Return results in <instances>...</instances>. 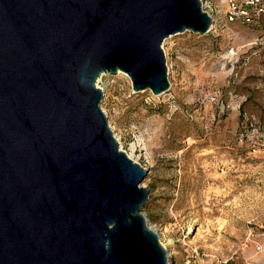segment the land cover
<instances>
[{
	"label": "water",
	"instance_id": "water-1",
	"mask_svg": "<svg viewBox=\"0 0 264 264\" xmlns=\"http://www.w3.org/2000/svg\"><path fill=\"white\" fill-rule=\"evenodd\" d=\"M211 23L200 0H0V264H169L96 79L159 94L163 39Z\"/></svg>",
	"mask_w": 264,
	"mask_h": 264
},
{
	"label": "rangeland",
	"instance_id": "rangeland-1",
	"mask_svg": "<svg viewBox=\"0 0 264 264\" xmlns=\"http://www.w3.org/2000/svg\"><path fill=\"white\" fill-rule=\"evenodd\" d=\"M224 25L163 39L159 94L123 70L96 79L119 147L147 168L141 213L169 264H264V31ZM246 120L256 149L238 140Z\"/></svg>",
	"mask_w": 264,
	"mask_h": 264
},
{
	"label": "built area",
	"instance_id": "built-area-1",
	"mask_svg": "<svg viewBox=\"0 0 264 264\" xmlns=\"http://www.w3.org/2000/svg\"><path fill=\"white\" fill-rule=\"evenodd\" d=\"M201 7L212 18L209 30L216 29L217 26L224 27L225 22H245L264 27V0H219L224 3L223 12L214 0H200ZM208 30V31H209ZM264 31V28H263ZM258 38V37H257ZM233 51V48L230 50ZM210 99H216L211 94ZM248 125L252 131L258 132V126L252 120H246L244 126L238 132V140L240 142L249 139ZM253 149H256L259 140H250Z\"/></svg>",
	"mask_w": 264,
	"mask_h": 264
},
{
	"label": "trees",
	"instance_id": "trees-1",
	"mask_svg": "<svg viewBox=\"0 0 264 264\" xmlns=\"http://www.w3.org/2000/svg\"><path fill=\"white\" fill-rule=\"evenodd\" d=\"M241 23H242V22H241ZM243 23H244V24H247V23H245V22H243ZM258 26H259L260 28H262V29L264 28V27H261V25H258Z\"/></svg>",
	"mask_w": 264,
	"mask_h": 264
},
{
	"label": "bare ground",
	"instance_id": "bare-ground-1",
	"mask_svg": "<svg viewBox=\"0 0 264 264\" xmlns=\"http://www.w3.org/2000/svg\"><path fill=\"white\" fill-rule=\"evenodd\" d=\"M125 72V71H124ZM96 83H97V81H96Z\"/></svg>",
	"mask_w": 264,
	"mask_h": 264
}]
</instances>
